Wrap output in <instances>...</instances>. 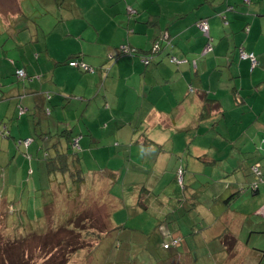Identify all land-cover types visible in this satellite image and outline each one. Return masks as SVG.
Wrapping results in <instances>:
<instances>
[{
  "label": "crops",
  "instance_id": "obj_1",
  "mask_svg": "<svg viewBox=\"0 0 264 264\" xmlns=\"http://www.w3.org/2000/svg\"><path fill=\"white\" fill-rule=\"evenodd\" d=\"M244 1L133 0L127 5L137 10L136 17L127 18L131 7L126 12L125 6L117 4L119 0L97 4L82 0L80 5L76 0H0V156L5 158L0 159L1 186L10 181L7 171L13 154L19 158L13 179L31 190L37 188L39 177L35 161L18 156L14 141L3 138L5 131L22 139H33L36 133L62 134L51 140L55 151L65 148L67 134L79 136L82 170L105 166L84 171L88 176L108 170L119 180L118 172L126 166L133 203L139 206L141 201V210L166 214L167 220L170 213H177L174 228L185 227L183 238H193L185 239L189 247H179L176 264H261L264 252L256 237L260 219L264 220V183L256 192L238 193L237 188L250 184L249 167L259 158L264 161V1ZM114 9V14L105 13ZM60 10L69 11V17L58 14ZM102 14L110 19L113 37L106 46L90 41L86 47V34L101 43ZM201 20L209 27L211 50L207 53H203L207 40L196 26ZM154 44L160 47L148 65L135 55L117 60L113 53L119 46L118 53L126 47L144 56ZM239 50L257 58L252 71L249 62L239 60ZM75 55L88 68H96L98 78L70 67L69 60ZM171 57L184 62L172 64ZM4 59H10L12 64L7 63L13 66V75L16 69H23L33 80L11 85L4 79L9 74ZM101 68L109 75L104 83L114 92L110 97L104 92L103 100L100 94L91 97L105 78ZM203 96L217 100L220 109L201 119ZM20 101L27 113L18 119ZM45 108L49 114L43 112ZM227 120L232 123L222 134L219 127ZM237 124L241 131L237 128L232 136L231 129ZM200 128L209 131L202 135ZM212 130L219 131L225 155L206 163L221 171L206 174L200 171L203 163L199 158L206 155L204 143L209 147L214 141ZM169 142L177 149L159 162V154H165ZM42 145L33 140L27 152L36 155ZM179 166L186 167L184 191L189 202L194 194L188 214L177 208L181 190L174 176ZM200 181L212 190L203 193ZM142 188L152 192L143 194ZM18 198L19 202L25 200L20 194ZM104 202L112 204L115 199L111 195ZM184 212L192 219L186 218L183 226L179 213Z\"/></svg>",
  "mask_w": 264,
  "mask_h": 264
},
{
  "label": "trees",
  "instance_id": "obj_2",
  "mask_svg": "<svg viewBox=\"0 0 264 264\" xmlns=\"http://www.w3.org/2000/svg\"><path fill=\"white\" fill-rule=\"evenodd\" d=\"M56 1L59 2L60 0ZM244 2H247V0ZM202 21L204 20L196 23L197 28L199 23ZM223 24L227 25L225 21H223ZM207 42L208 40L206 43ZM159 47L160 44H158L156 50H154L152 45L150 48L151 51L149 50L150 52L143 53L144 56H139L138 54L140 52L135 50V56L139 57V59L149 58L151 60L153 53H155ZM241 51L242 50L238 51L239 60L249 62V68L250 71H252L258 65L257 58L252 53L257 61V65L251 68L249 60L241 59ZM119 54L127 55L121 51H119ZM78 57V55H75L69 61H75ZM17 71L24 72V77L21 78L15 74L18 81L24 82L29 79L23 69H16V72ZM44 99L48 100L49 97L46 96ZM202 99L204 101V105L199 116L201 119L207 117L211 112H215L220 109V105L217 100L208 99L206 96H203ZM21 110H23L22 113ZM43 112H45V114H49V108L43 109ZM26 113L27 109L20 101L16 109L17 118H22V116L26 115ZM2 135H4L3 138L5 139H12L18 154H20L24 159H27L29 162L33 159L32 155L27 152L29 145L33 142V140L41 145L43 144L40 148H38V151H36V158L34 159L37 166V174H39V177L37 176V188H33L32 186L31 190L27 189V193L20 195V198L22 197L25 199L23 201H25L26 204L33 205V202L31 201L36 200L38 210H36L35 213H40L41 211L43 215L41 218L37 215V217L31 222L25 220L15 224L11 218L9 220V217L6 216V212H9L8 208H4L3 210L0 208L2 213L0 214V219L5 221L6 225H8L7 229L11 230L0 245V257L3 264H35L39 261L37 258L42 261L40 264H70V260L77 254L80 255L81 253H84L83 258L91 257L92 251L100 245V242L104 240V237L110 235L111 232L117 233L119 228L112 224L111 214L108 213V206L111 204L109 202H104L107 198H109V196H111L109 188L113 183L118 181L117 175L114 172L105 170L104 172H96L92 174V176H88L82 170L80 163L81 157L79 155V136L71 137L70 134H67L63 137L65 140V148H60L61 150L55 151L53 146L56 147V144L54 143L52 145L51 140L53 138L57 139V137L60 138L62 134L50 135V133H47L38 135L36 133L34 134L36 136L33 135V139L16 138L15 136H10L9 132L6 131L5 133H2ZM26 140L29 141V144L24 143ZM75 141L77 142L78 148L73 146ZM21 148L22 151L20 150ZM185 168L184 166H179L175 170L174 182L180 188L179 190H181L178 198L176 197L178 202L177 208L183 209L182 211L185 210L188 214L190 210L189 207H191V203H193L192 199H194V194L189 202V195L186 196V192L184 191V189H186ZM262 169L263 167L261 164L256 162L249 167V172L253 178H258V181H263L264 174ZM179 172L182 175V180L180 182L178 181L177 176ZM1 174L2 171L0 172V175ZM29 174H31V171ZM100 178L103 179L98 180ZM103 182H107V184H101ZM109 184L110 186H108ZM254 185H256L255 189L253 188ZM257 187L258 182L253 180L246 187L241 186L240 190L237 192L241 193L249 190L251 192H256ZM155 188L156 186L153 185V191ZM140 191L143 193L145 189L142 188ZM147 192L149 194L152 191L148 189ZM147 192H144L143 194H146ZM237 192L236 194H238ZM195 197L197 196L195 195ZM140 203L139 206H141ZM28 210L29 209L27 207L25 212ZM185 212L181 213L179 220H182L181 217L183 214H186ZM187 214L183 216H187ZM47 216L51 217L54 225L48 226L45 222L46 230L44 231L42 223ZM164 216L167 217L166 214ZM37 218L39 219L36 221ZM42 218L43 220H41ZM175 224L171 227H175ZM159 228H161V225ZM169 228L170 227H168V232L171 234L170 242H161V247L166 251H170L171 254L169 257H165L166 259L168 258V262L170 263V260L172 259L176 262L175 254H177L178 250L180 251L179 247L182 243L181 238L177 236L174 237ZM48 239H50V241ZM45 240L46 242H42ZM31 242L35 244L34 247L31 245ZM28 243H30L31 246H29ZM39 246L42 251H39L37 255H33L32 249H37ZM173 251H175L174 254Z\"/></svg>",
  "mask_w": 264,
  "mask_h": 264
},
{
  "label": "rangeland",
  "instance_id": "obj_3",
  "mask_svg": "<svg viewBox=\"0 0 264 264\" xmlns=\"http://www.w3.org/2000/svg\"><path fill=\"white\" fill-rule=\"evenodd\" d=\"M81 1L82 0H76V3H78L80 5ZM99 1L95 0V3L97 4ZM127 2L133 3V0H119V2L117 4L121 3V5L125 6V10L127 12V8L130 6V5H127ZM134 4H136V2H134ZM131 9L134 10L135 12L137 11V10L133 9L132 7H131ZM61 13L63 14L64 17H69V11L60 10L58 12V14H61ZM105 13L106 14H114V13H116V9H114L113 11H107ZM102 15H103V17L101 20L102 24H101V30H100L101 31V43H98L95 40V38H93V37L90 38L88 36V34H86V37H87L86 47L89 46L88 43H90V41H92L93 43L97 44L100 47H103V46H106L104 44L106 41L112 39L113 35H111V31H110L109 23H108L110 19L108 18L107 15H105V14H102ZM128 16H127V18H132V17H136V14H134V15L128 14ZM51 17L53 18L52 15H51ZM55 17L57 19H59L58 16H55ZM39 19H40V17L37 18V20H39ZM66 20H68V19H66ZM52 23H55L54 18H53ZM47 29L48 28L46 27V30ZM88 29L89 28L85 26V33H87ZM114 42H115V40H113V43ZM118 47L115 48L114 49L115 51L113 52V53H115L117 60L127 58V57L122 56L118 53V51H117ZM107 56H108V54H107ZM107 56H106V58H107ZM127 56H129V55H127ZM0 57H2V56H0ZM8 57H12V56L10 55ZM0 60H2V59H0ZM5 60H6L5 66L8 69L9 74L4 79L9 80L11 85H13V86L21 84V82L16 79L17 78L16 75H13V73H12L13 66L8 64V63H11L10 59H4V61ZM110 62H113V60L111 59ZM148 64H146V65H148ZM143 65H145V64H143ZM75 70L79 71L80 74L85 75V73H86L87 76H93V77L98 78V71L96 68L92 74L87 73V72L82 73V71L78 68H76ZM100 70L105 75V73H106L105 70L102 68ZM108 76L109 75L107 72L105 75V78L103 79V83L100 84L98 82L99 85L97 86V88L95 87L93 89L94 91H93V94L91 97H93L96 94H100V99L103 100L104 92H106L107 96H109V97L112 96V94L114 92L109 90V88L107 87V84L104 83ZM32 80L33 79H31V80L27 79V80H25V83L29 84L30 83L29 81H32ZM35 85H36V83L31 84V86H35ZM27 86H29V85H27ZM45 97H46V95H45ZM262 99H264V97H262ZM107 105L102 104L101 107L106 109V108H108ZM56 114L61 115V117H63V114L60 111H56ZM66 119H69V115H66ZM67 123H69V122H67ZM231 123L232 122L230 120L222 122L221 126L219 127L220 128L219 130L222 132V130L229 129ZM192 125H193V123H192ZM237 128H238V132H240L241 131V124H237V127H234L231 129V131L233 133L232 136H234L235 131H237ZM207 131H209V130H204L203 128H200L199 133H202V135H203ZM216 132L219 133L218 130L217 131L212 130V133L214 135V137H213L214 141L212 144L209 145V147L206 145V143H204V147H205L204 155L206 154L207 157H206V155L200 156V159H199L203 163L202 169L200 171L204 170L206 172V174H209V173L212 174L214 172L219 173V171H221L220 167L219 168L218 167L212 168L210 166H207L206 163H209L210 159H212L213 157L221 159L225 155V148L223 147V142L220 139V137L217 135ZM222 134H223V132H222ZM169 146L172 148L174 147V149L169 150L170 149V148H168ZM165 147H166L165 148L166 149L165 154L164 155L159 154V160H160L159 162H162L163 160H167V157H169V156H167V154L169 152H172V151L174 152L177 149V146L171 144V142L166 143ZM188 151H193V150H188ZM40 154H39V156H40ZM18 155H20V154H18ZM31 155H32V158L34 160L36 158L35 155H33V154H31ZM126 156H128V153H126ZM126 156H125V158H126ZM155 156H156V154H155ZM156 157H158V156H156ZM21 158H23V157L21 156ZM0 159L5 161V158L2 156H0ZM9 160H11V164L9 165L7 172L10 175V181H6L5 186H4V181L2 183V186L0 183V208H2V210L4 208H8L9 212H6V216L9 217V220L11 218L15 222V224H17L19 222H23L25 220H28L29 222H31L34 220V218L37 217V215H39V218H41L43 215V213L41 211H40V213H35V211L38 210V209L35 210V208H37V201L36 200L31 201V202H33V205L26 204L25 201L19 202V198H18L19 194L21 195V194L27 193L26 192L27 188H26V184L24 182L22 183L21 181H16L15 179H13V175H15V173H12V172L14 170V165L16 164V161H19V158L17 157V155L13 154L9 158ZM190 160H191V162H193V161H195V158H190ZM257 160L261 164V166L263 167L264 161L261 160V158H259ZM191 162H189V164H191ZM98 163H100V162H98ZM34 164H36V163H34ZM100 165H101V163H100ZM96 166H98L99 168H96L95 166H91V167L86 166V168H84V171L88 173V170L101 169V168L105 167L104 164H102V166H99L98 164H96ZM262 172L264 174L263 169H262ZM190 173H192V172L189 171L188 174H190ZM128 174H130V172L126 171V166H122L120 171L118 172L119 180L117 182L113 183L109 189V193L112 195V198L115 199V203H112L111 205L108 206L109 207L108 213L111 214L112 224L119 228L117 233L111 232L110 235L104 237V240H102L100 242V245L96 249H94V251H92L91 257L83 258L84 253H81L80 255L77 254L76 256H74L70 260V264H117V263H119V264L120 263H126V264H141V263H143V264H152V263L176 264L174 262V259L170 260V263L168 262L169 261L168 258L166 259L165 257H169V255L171 253H170V251H166V250L162 249V247H161V242H165V241L170 242L171 234L168 232V227H170L169 230H170V232L173 233L174 237L177 236V237L181 238V243H182V245L180 247L181 249H183V247H189V246H187V242L185 241L186 238H183V236H185V232H184L185 227H183L182 229H178V228L176 229L174 227H171V226H174V224H175V219L177 217V213L176 214L170 213L169 214L170 219L167 220L163 214L157 213L155 210H154L155 213L152 210L151 211L141 210L140 206H137L135 203H133L134 199H132V197H133L134 192H133V188L131 186V180L128 177ZM5 175H7V174H5ZM199 179H205L206 180V177L205 178L199 177ZM253 180L258 182V186L262 185L264 183V179H263V181H258V178H253ZM198 185L202 189L203 193L205 191L212 190V188H206L204 186V182H202V181H200L198 183ZM214 188H217V187H214ZM240 188H241V186H238L237 191L240 190ZM160 189L161 188H159V187L157 188V190H160ZM9 193H14L16 195V198L10 196ZM5 205H6V207H5ZM27 207L29 210L27 212H25ZM0 214H2L1 209H0ZM179 215L181 216L180 213H179ZM183 215H185V214H183ZM183 215L181 218L183 220V226H184V221L186 220V218H187V220H190V219H192V217H190V219H189L188 216L184 217ZM253 215L254 214H251V216H253ZM191 216H193V214H191ZM39 218H37L36 221ZM41 220H43V218ZM45 222L47 223L48 226L54 225V223L51 220V217L47 216L42 223V225L44 226V228H43L44 231L46 230ZM199 222H200V220H196V223H199ZM160 225H161V228H159ZM234 225H236V222L234 223ZM40 227H41V225H40ZM7 228H8V225H6L5 221L0 219V245H1L2 241L7 237L6 235L11 231ZM177 231H179V232H177ZM174 232H177V233H174ZM190 238L192 239L193 237L190 236L186 240L190 241ZM259 238H260V240L258 241L259 248L261 251L264 252V220L262 218L260 219V234L257 235L256 240H258ZM48 240L50 241V239H48ZM42 242H46V240L42 241ZM28 245L29 246L32 245L33 247L35 246V244L33 242H31V245H30V243H28ZM38 248H39V250H38ZM32 251H33V255H37L38 252L42 251V250L40 249V246H39V247H37V249L33 248ZM112 255H113V257H112ZM37 259L39 261H37V263H35V264H40L42 261H40L39 258H37ZM162 259H165V260H162ZM0 264H3L1 257H0ZM261 264H264L263 258H262Z\"/></svg>",
  "mask_w": 264,
  "mask_h": 264
},
{
  "label": "built area",
  "instance_id": "obj_4",
  "mask_svg": "<svg viewBox=\"0 0 264 264\" xmlns=\"http://www.w3.org/2000/svg\"><path fill=\"white\" fill-rule=\"evenodd\" d=\"M128 12H129V14H135V11H133L131 9H128ZM198 28L200 29V31L202 32V34L204 35V37H206L207 40H208V42L205 44V47L203 49V53H207L208 51L211 50V43H210L211 40L209 38V27H208V24L205 21H202V22L199 23ZM156 48H157V45L154 44L153 45V49L156 50ZM121 52H123L124 54H127V55H135L136 54L135 49H133V48H126V47H124V48L122 47L121 48ZM240 57L243 60H249L250 63H251V68H253L254 66L257 65V61H256V59H255V57H254V55L252 53H245L242 50L240 52ZM141 62L146 65V64L149 63V58L148 59L147 58H141ZM170 62L171 63H174V64H181L184 61H181V60H178L176 58L171 57L170 58ZM68 65L70 67H78V68H80L83 71H90L91 73L94 72V70H92L91 68H88L87 66H85L84 64H82L81 62H79L78 60L70 61L68 63ZM16 74H17V76L19 78L24 77V72L23 71H17ZM22 112H23V110H21V113ZM24 143L25 144H29V141L26 140ZM73 146L75 148H78V145H77V142L76 141L73 143ZM255 171H256V169H255ZM177 176H178V181L180 182L182 180L181 173L179 172ZM253 188L255 189L256 188V185H254Z\"/></svg>",
  "mask_w": 264,
  "mask_h": 264
},
{
  "label": "clouds",
  "instance_id": "obj_5",
  "mask_svg": "<svg viewBox=\"0 0 264 264\" xmlns=\"http://www.w3.org/2000/svg\"><path fill=\"white\" fill-rule=\"evenodd\" d=\"M70 62V61H69ZM149 62H150V59H149Z\"/></svg>",
  "mask_w": 264,
  "mask_h": 264
}]
</instances>
